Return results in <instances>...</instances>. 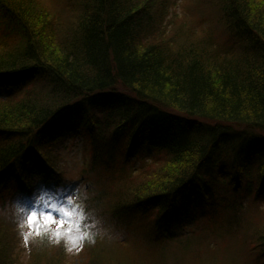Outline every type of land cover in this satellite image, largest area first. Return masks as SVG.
I'll return each instance as SVG.
<instances>
[{"label":"trees","instance_id":"obj_1","mask_svg":"<svg viewBox=\"0 0 264 264\" xmlns=\"http://www.w3.org/2000/svg\"><path fill=\"white\" fill-rule=\"evenodd\" d=\"M168 1L0 0V214L80 190L139 252L86 264H175L173 246L264 264V0H220L221 41L169 35ZM71 136L88 149L76 183L58 167ZM36 248L25 264L63 263ZM14 249L0 238V264H24Z\"/></svg>","mask_w":264,"mask_h":264},{"label":"rangeland","instance_id":"obj_2","mask_svg":"<svg viewBox=\"0 0 264 264\" xmlns=\"http://www.w3.org/2000/svg\"><path fill=\"white\" fill-rule=\"evenodd\" d=\"M42 1L47 2V0ZM167 6L169 16L166 23L172 24V26L167 25L166 27L169 35L177 32V35L179 37L183 35L181 39H184L188 37L189 31L192 30L195 37L200 39L204 38L202 35L204 32L209 31L214 33L215 38L217 36L219 41L222 40L220 37L224 35V27L219 10L220 0H169ZM186 30L189 31L186 32ZM206 40L203 43H206ZM84 141V137H68L66 144L59 150L58 167L62 170L66 179H73L75 183L79 180L80 174L87 171L85 165L88 160V149L84 146ZM69 196H79L80 202L85 206L84 210L87 209L81 191H71L69 189L67 194L60 199H53L52 195L45 194L38 196L40 199L35 197L22 199V197H18L19 201H15L16 205L11 204L9 206L8 215L3 217L0 214V233L2 234L0 238L7 236V239L15 247L13 252H15V256L19 261L25 264L34 246L37 245L36 251L41 253L42 242H48L50 246H44L42 251H47L48 255L56 260H59V253L63 254L60 256L62 264H86L84 263L85 259H88L86 257H89V253L93 254L90 252L92 247L96 248L98 257L100 254L110 257L107 252L109 251L117 257L126 256L138 262L139 252L135 253L133 249H129L130 247L128 248L126 245L114 243V239L103 227L105 223L103 225L97 223L95 227H92V224L82 221L80 219L81 208L79 206L76 208V203L79 202H73L69 199ZM20 205L37 212L40 217L35 223H28L23 234L19 227V220H27L29 216L28 212H25L22 217L18 216L17 208ZM60 208L72 213V215L66 216L64 212L59 211ZM46 213L52 215L55 222L45 223L44 215ZM61 220L64 221L63 227L58 223ZM88 240H91L90 244ZM56 241H59V243ZM38 243L41 244L39 248ZM59 244L63 246L65 252H59L62 249ZM218 252H215V257L219 255ZM226 253H230L229 250ZM166 257L169 262L174 260L175 264H206L212 258V255L207 253L203 255V259L202 257L191 259L189 254H182L173 246L167 249Z\"/></svg>","mask_w":264,"mask_h":264},{"label":"clouds","instance_id":"obj_3","mask_svg":"<svg viewBox=\"0 0 264 264\" xmlns=\"http://www.w3.org/2000/svg\"><path fill=\"white\" fill-rule=\"evenodd\" d=\"M69 199L73 200V202H79L78 206L81 208L80 219L82 221H84L85 223H92V227H95V223L90 221L91 213L84 210L85 206L83 205L82 202H80V197L79 196H69ZM25 212H28L29 217H32L34 214V211L28 209L26 206H24V205L18 206V208H17L18 216L22 217ZM44 222H45V218H44ZM28 223H30L29 219H27V220L20 219L19 220V227L21 229L22 234H23V231L25 230ZM58 223H60V221H58ZM85 234L87 235V233H85ZM89 239H91V237H89ZM56 242L59 243V241H56Z\"/></svg>","mask_w":264,"mask_h":264},{"label":"snow or ice","instance_id":"obj_4","mask_svg":"<svg viewBox=\"0 0 264 264\" xmlns=\"http://www.w3.org/2000/svg\"><path fill=\"white\" fill-rule=\"evenodd\" d=\"M59 211L64 212V214H65L66 216H71V215H72V213L67 212V211H66L65 209H63V208H60ZM39 218H40V217H39L38 213L34 211L33 216H32V217H29L30 223H35ZM44 218H45V222H46V223H48V222H55V221H54V218H53L52 215H50V214H47V213H46V214L44 215ZM59 224H60L61 227H63V226H64V221L61 220ZM57 235H59V233H57Z\"/></svg>","mask_w":264,"mask_h":264}]
</instances>
